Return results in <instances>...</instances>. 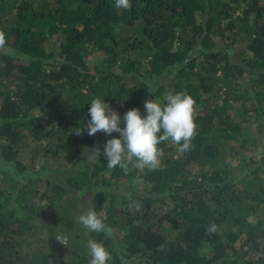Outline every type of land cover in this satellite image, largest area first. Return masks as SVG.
Returning <instances> with one entry per match:
<instances>
[{"label":"trees","instance_id":"obj_1","mask_svg":"<svg viewBox=\"0 0 264 264\" xmlns=\"http://www.w3.org/2000/svg\"><path fill=\"white\" fill-rule=\"evenodd\" d=\"M114 4L0 0L7 41L0 50V157L14 165L12 172L0 171V264H89V239L110 253L108 264H221L224 249L232 264H264V176L254 170L239 178L228 166L231 145L244 144L230 105L250 104L248 111L264 120V0ZM49 42L54 50H47ZM177 92L196 102L189 151L162 142L158 169L129 165L125 173L107 167L106 141L89 170L64 182L92 190L91 210L110 234L122 237L117 242L108 232H90L77 222L80 201L36 176L50 162L58 168L64 159L75 166L87 158L96 134L75 132L90 119L94 98L120 106L122 114L141 113L147 95L163 104ZM106 174L116 182L151 184V194L169 211L156 217L149 196L132 195L118 205L102 190ZM57 235L67 236L65 246H57ZM204 244L216 252L208 259Z\"/></svg>","mask_w":264,"mask_h":264},{"label":"clouds","instance_id":"obj_2","mask_svg":"<svg viewBox=\"0 0 264 264\" xmlns=\"http://www.w3.org/2000/svg\"><path fill=\"white\" fill-rule=\"evenodd\" d=\"M114 6L118 9H129L130 0H115ZM7 41L5 33L0 31V50H4ZM165 103L148 100L144 103L146 116H141L138 109L128 110L124 116V127H120L121 117L100 98H94L90 103V119L86 125H82L76 135H81L86 130L89 136H94L97 132L111 135L113 132L119 133V138L107 140L104 145L103 155L107 161L109 169L117 166L129 171V165L143 171L158 169L161 165L163 151L158 147L162 142L170 141L178 146L180 153L191 149V141L196 135L195 100L192 96L177 92L168 93L164 97ZM101 155L99 148L88 151L87 160L96 161ZM139 210V205H136ZM77 222L90 232L110 234V229L104 224L98 214L89 209L77 218ZM207 231H216V225L211 224ZM57 242L66 245L67 236L57 235L54 237ZM87 248L91 257L89 264H108L111 260L110 253L102 243L89 239Z\"/></svg>","mask_w":264,"mask_h":264},{"label":"rangeland","instance_id":"obj_3","mask_svg":"<svg viewBox=\"0 0 264 264\" xmlns=\"http://www.w3.org/2000/svg\"><path fill=\"white\" fill-rule=\"evenodd\" d=\"M56 47L55 43L49 42L47 44V50H54ZM250 74L254 75L253 72H250ZM169 81V78H164V80H161L159 83H155L152 88H157L161 86L163 83H166ZM165 85H168L166 87H169L170 85L167 83ZM149 100V95H147L144 98L145 101ZM109 107L111 110L115 111L120 117V127L124 125V120L122 116V108L120 106H115L109 104ZM251 109L250 104L241 105L240 102H236L230 105L229 112L233 116V120L235 123L239 124L242 128L243 136H244V144H232V150L230 155L231 158L228 161V166L230 171L235 175L241 178L243 175V172H252L254 170H257L260 174V176H264V120H260L258 116L253 113L249 112ZM247 110V111H246ZM249 110V111H248ZM141 115L146 114V110L144 108V104L142 106ZM113 134H116V132H113L111 135H106L102 132L96 133V143L94 145V148H100L110 136ZM35 143H30L28 146V149L34 150ZM42 147V146H41ZM1 165H0V171L4 172H12L14 171V165L13 164H7L3 162L2 158L0 157ZM93 164V161H88L87 158L84 159L81 163L71 166L68 161L63 160L62 168L58 167L55 168L53 164L50 162L46 166L48 169L46 171H43L41 174L37 175V178H41V180H46L47 182L51 184H60L67 188L65 185V181L69 178H72L79 174L81 171L89 170ZM200 169H197V172H199ZM103 178L108 182V187H105L102 190L107 191V198L113 197L117 204H121V202H127L126 199L131 198L132 195L135 196H149L152 198L153 206H152V212L153 214L157 216H161L166 214L169 211V207L165 202H163L160 198H156L155 195L151 194V184L145 182L144 180H132V181H126V182H116L115 180H112L109 178V176L106 174L103 176ZM43 183V182H42ZM44 184H39L40 188H43ZM100 189V188H98ZM97 189V190H98ZM67 191L69 195L77 198L81 203V214H84L89 209H91V202H92V196L93 191L90 189H82V190H74L71 188H67ZM112 235V238L114 241L120 242V239L122 237V234H110ZM244 236V235H243ZM220 242L223 245H226L225 240L221 239ZM25 244V243H24ZM70 244V243H69ZM27 245V244H25ZM62 244H58L57 246H60ZM24 246V245H21ZM225 247V246H223ZM226 250L225 257L226 260L223 261L221 264H232L231 259L234 258V256H231L229 254L228 249ZM216 252L214 250V246L210 244H204V246L201 249V254L205 258H209L212 255H214ZM250 260H254V256L250 255ZM134 264H148L146 261L138 260L135 261ZM238 264H243L241 262H238Z\"/></svg>","mask_w":264,"mask_h":264}]
</instances>
